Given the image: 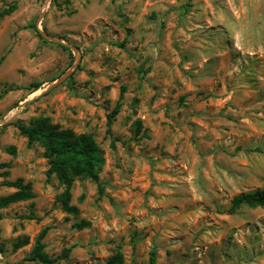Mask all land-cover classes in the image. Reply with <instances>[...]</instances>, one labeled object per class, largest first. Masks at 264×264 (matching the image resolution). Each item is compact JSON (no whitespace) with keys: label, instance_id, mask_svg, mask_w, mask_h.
<instances>
[{"label":"rangeland","instance_id":"obj_1","mask_svg":"<svg viewBox=\"0 0 264 264\" xmlns=\"http://www.w3.org/2000/svg\"><path fill=\"white\" fill-rule=\"evenodd\" d=\"M38 116L103 151L77 214L16 125ZM19 177L34 196L0 208V264H44L45 227L54 264H264V204L230 210L264 188V0H0V197Z\"/></svg>","mask_w":264,"mask_h":264},{"label":"trees","instance_id":"obj_2","mask_svg":"<svg viewBox=\"0 0 264 264\" xmlns=\"http://www.w3.org/2000/svg\"><path fill=\"white\" fill-rule=\"evenodd\" d=\"M16 3H12L9 10H14ZM33 27L38 31L37 26ZM39 32V31H38ZM68 48L65 45H62ZM2 59V58H1ZM42 82L35 81L29 84L27 89L33 92L39 89ZM120 104L117 103L112 111L108 113L107 131L111 132L112 121L119 111ZM138 128L141 122L136 121ZM19 132L27 137L28 143L39 142L44 148V155L49 162L47 171L48 176L55 175L58 180L64 185V190L60 194V201L63 208L72 214H77L79 208L77 205L71 204V187L76 177L83 176L90 178L98 183L99 190L102 193L103 187L99 182V173L105 163V157L102 149L98 145L94 136L90 133H76L70 128H63L58 123H53L46 116H38L29 123H24L21 120L16 121ZM114 145V143H112ZM9 186H14L17 189L7 195L0 197V208L9 205L18 200L29 199L34 196L31 182H25L22 177L15 180L6 181ZM241 204H248L250 206H259L264 204V188H257L252 191L241 192L237 194L230 207L234 211ZM1 216V214H0ZM34 218L35 215L31 212L27 215ZM88 225V222L82 220L76 222L75 226L82 228ZM47 228H43L36 237L35 244L31 251V258L37 259L44 264H54L58 257L50 256L44 250L43 238L46 234ZM28 242V237L18 239L14 243V247H20ZM68 253V249L64 251V256ZM158 252L156 248H152L149 252L148 264H157ZM122 262V255L119 253L111 257L106 264H120ZM131 264H138L132 262Z\"/></svg>","mask_w":264,"mask_h":264}]
</instances>
